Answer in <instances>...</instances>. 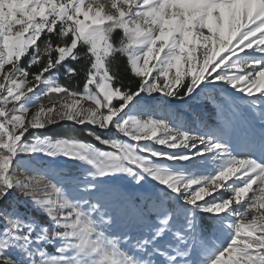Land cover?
<instances>
[{
	"label": "snow or ice",
	"instance_id": "1",
	"mask_svg": "<svg viewBox=\"0 0 264 264\" xmlns=\"http://www.w3.org/2000/svg\"><path fill=\"white\" fill-rule=\"evenodd\" d=\"M85 46L81 92L53 73ZM65 121L108 150L36 134ZM0 264H264V0H0Z\"/></svg>",
	"mask_w": 264,
	"mask_h": 264
},
{
	"label": "rangeland",
	"instance_id": "2",
	"mask_svg": "<svg viewBox=\"0 0 264 264\" xmlns=\"http://www.w3.org/2000/svg\"><path fill=\"white\" fill-rule=\"evenodd\" d=\"M68 60H70V59H68ZM75 63H76V65L78 67H81L82 64L83 65L85 64V58H84V60L82 62L81 61L79 62V60H77V61H75ZM174 72H175V69L172 70V74H174ZM53 75H55L56 78L58 79L59 73H54ZM230 91L231 90H229V92ZM237 95H239V94H237ZM161 99H163V98H161ZM114 103H115V101H114ZM213 113H214V109L210 105L201 106L198 102H193L192 111H189L187 106L181 107L180 105L176 104L175 102H171V101L167 105H161L160 101H156L155 102V108H154V115H156L158 117H161V118L168 119L174 124H183L185 127H188L190 129H197L200 126L201 123L202 124H208V125L214 123L215 117H214ZM194 115L196 117L195 120L193 118ZM56 126H59L60 128L61 127L62 128L69 127L71 129H77V130L81 127V126L74 125L71 122L65 121V122H61V123H59L57 125L51 126L49 128H54ZM82 127H84L87 130L96 131L97 134H99L101 136H105L106 138L108 136L107 133L101 132L98 129H91V126L84 125ZM49 128H45V129H49ZM39 131H43V130H39ZM39 135L43 136V135H47V134H39ZM49 136H53V135H49ZM62 137H65V136H62ZM116 138H122V139H125L127 141V138L119 136V134H117ZM82 141L87 142V143H91V142L85 141V140H82ZM141 143H151V142L141 141ZM91 144H93L97 148H100L101 150H108L106 148V146L100 145L98 142H97V144H94V143H91ZM153 146L155 148L163 149L164 151H168V152L182 151V149H168V148H165L164 146H161V145H153ZM183 151H187V150H183ZM58 159L62 160V158H58ZM157 162H159V161H157ZM168 163H171V162H168ZM181 163L186 164V165H192L193 161H187V162H181ZM213 167H214V165L210 161L207 165L200 164V165H197L194 169H191V170L199 173V172H202L204 170H210ZM73 172H75L76 174H79L76 169H73ZM45 179L51 180L52 182H57L52 176L45 177ZM255 187L256 186H254V188ZM250 195H251V193H250ZM23 210L25 212H29L30 215L33 218H35L38 222H40L42 224H46L47 223L46 215L44 213L40 212L38 209H34V208H31V206H29L28 208H25ZM32 213H35L37 216L34 217L32 215ZM203 215L204 214H201V216H203ZM41 217H44V218H41ZM199 219H200V217H198V222H199ZM152 221L155 223V218L154 217H152ZM205 222H206V224L209 225V227L206 228V229H203L202 231H203V234L205 235V237L209 239L210 243L213 240H215L218 243L219 240L223 239L222 234L213 226V222L211 220H206L205 219L204 223ZM161 240H162V242L163 241H171V234L170 233H165L164 237H162ZM47 250L50 253L54 252V248L52 246H50V245L48 246Z\"/></svg>",
	"mask_w": 264,
	"mask_h": 264
},
{
	"label": "trees",
	"instance_id": "3",
	"mask_svg": "<svg viewBox=\"0 0 264 264\" xmlns=\"http://www.w3.org/2000/svg\"><path fill=\"white\" fill-rule=\"evenodd\" d=\"M117 36L120 35L119 31L116 33ZM79 52V62L84 60V56L86 53V46L85 47H79L78 50ZM66 65L70 67H74L77 69L78 75L75 77L67 78L64 72V69L61 68L58 75V82L62 85H65L69 87L70 89H74L77 91L83 90V78H84V72L83 68L85 67V64L81 65V67H78L75 63V61L72 60H67L64 62ZM80 66V65H79ZM112 68L117 74L119 75L121 81L127 85V86H134L135 82L138 78L134 77L130 72L126 70V58L117 56L113 62H112ZM54 74V73H53ZM87 129L84 127H80L78 130L77 129H71L69 127L67 128H60L59 126H56L54 128H49L45 129L43 131H38L36 134H47V135H53L54 137H62V136H75L78 139L89 141L91 143L97 144L95 139L87 134ZM30 138V137H29ZM34 217L37 215L35 213H32ZM44 218V217H41ZM40 219V218H39ZM42 220V219H41ZM206 224V222H205Z\"/></svg>",
	"mask_w": 264,
	"mask_h": 264
}]
</instances>
